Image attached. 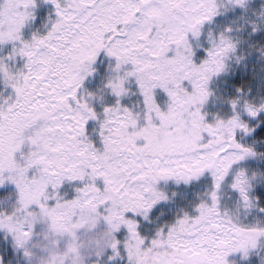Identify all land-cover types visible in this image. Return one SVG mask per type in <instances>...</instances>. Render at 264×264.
I'll use <instances>...</instances> for the list:
<instances>
[{"label":"snow or ice","instance_id":"1","mask_svg":"<svg viewBox=\"0 0 264 264\" xmlns=\"http://www.w3.org/2000/svg\"><path fill=\"white\" fill-rule=\"evenodd\" d=\"M43 2L55 19L44 34L25 39L35 0H0V47L11 46L0 57V85L10 90L0 93V186L16 192L12 211L0 212V231L14 248L32 264L38 224L37 264H235L230 257L247 260L264 246V223L239 219L258 208L254 187L264 183V172L240 166L264 159L240 142L255 131L244 117L264 113V99L253 102L237 88L231 115L208 122L202 108L212 96L209 83L235 57L232 29L209 31L197 62L202 27L221 10L247 11L248 0ZM258 19L252 33L264 26V10ZM100 54L109 59L100 90L114 98L108 106L83 89ZM17 57L23 64L14 70ZM129 95L137 97L131 107L121 103ZM205 173L211 187L192 214L151 238L140 233L137 218L149 221L167 199L157 190L160 181L188 184ZM229 176L234 211L221 207ZM65 185L71 195L62 194Z\"/></svg>","mask_w":264,"mask_h":264},{"label":"rangeland","instance_id":"2","mask_svg":"<svg viewBox=\"0 0 264 264\" xmlns=\"http://www.w3.org/2000/svg\"><path fill=\"white\" fill-rule=\"evenodd\" d=\"M264 0H248V10L242 11L241 9H231L228 11H221V14L213 18L211 23H206L202 27V35L200 37L201 48L197 49L198 59L203 58V49L208 47L207 34L209 31L216 35L222 32L225 28H231L229 33L235 41H237V48L235 57L230 59L228 63L227 71L220 74L217 77H213L209 83V88L212 92V96L208 102L203 106L202 112L207 113L206 120L212 121L213 116L227 117L231 115L230 106L228 101L237 96L236 89H241L247 99L253 102H259L264 99V59L259 57V54L253 50L264 49V30L258 28L255 32L258 39L252 40L245 35H252L250 24L244 23V14L251 16L259 12ZM36 7L33 10L35 19L30 21L22 30L25 39L30 38L33 32H39L44 34L47 28L50 27V21L55 19L54 10L50 4H46L43 0H35ZM250 15H249V14ZM259 40V41H258ZM11 46L5 45L0 47V57L8 55ZM253 51V52H252ZM236 57L239 58L237 61ZM250 59L253 70L248 72L243 67V63H247ZM245 60V61H244ZM234 62H239L240 76L247 78L246 84L241 87L235 86L231 81L235 79V73L237 69ZM11 65L12 62H9ZM23 61L17 57L14 65L16 68H21ZM109 59L103 54L97 57L93 67L95 72L86 78L83 83V89L87 92L97 93L102 97V104L105 106L111 105L114 102V98L111 97L107 91H100L103 89V84L108 72ZM134 90V85L132 86ZM10 90L5 89L0 85V93H3L4 97H7ZM157 102L161 103L166 100V97L157 90ZM137 100V97L129 95L122 99L121 103L125 106L131 107ZM101 102L93 101V107L98 111H102ZM244 119L248 120L249 126L259 129L261 127L260 119H264V113H261L255 120H251L246 116ZM88 130L90 138L96 140L95 133H92L94 122H89ZM244 138V137H243ZM241 143L252 146L254 149H261V143L256 138H245ZM257 160H247L241 163V167L247 168L249 171L263 172L262 169H258ZM231 182V177H227L223 187V197L221 200L222 210L234 211L236 195L233 193L228 184ZM263 183H258L254 187V195L258 198L261 196ZM262 185V186H260ZM211 177L208 173L203 174L196 180L190 181L188 184L183 182L176 183L173 180L160 181L157 184V190L161 191L167 197L166 200L158 202L149 214V221H143L139 218V231L142 235L151 238L157 228L174 222L181 214H192L194 205L198 204L205 198V194L210 190ZM68 192L71 195V188L65 185L63 192ZM259 195V196H258ZM259 200V198H258ZM16 201V192L13 185L5 183L0 186V212L10 213L13 205ZM256 209L244 214L240 213L239 219L244 224H250L256 221L264 223L263 219L257 217ZM33 237L30 243L31 251L33 253L32 264H37V259L41 255L40 246L43 244L42 233L43 225H36L33 229ZM230 260L235 261V264H262L264 262V246L252 251L249 254L247 260H241L239 254L230 257ZM0 264H29V261L23 256L22 252L13 246V242L10 236L5 232L0 231Z\"/></svg>","mask_w":264,"mask_h":264},{"label":"flooded vegetation","instance_id":"3","mask_svg":"<svg viewBox=\"0 0 264 264\" xmlns=\"http://www.w3.org/2000/svg\"><path fill=\"white\" fill-rule=\"evenodd\" d=\"M258 13L259 12H257L254 15L251 14V16H247L246 14H244V17H245L244 18V23H245V25L246 24H251L252 22H256V23L259 24ZM261 29L264 30V28H261ZM261 35H262V33L261 34H258V35H256L255 33H253L252 35H249V36L248 35H245V37H248L249 39H252V40H256V39H258L257 36H261ZM261 131L262 130L255 129V131L251 135L245 136L244 138H241L240 139V142L243 141L245 138H251V137L252 138H256L261 143V145H260L261 146L260 147L261 149H255V151H263V153H264V133H261ZM258 133H261V134H258ZM256 162L258 163L257 168L258 169H262L263 172H264V159H262L261 161L257 160ZM262 185H260V186H262V190H263L264 189V183ZM261 194H262L261 196L258 195L259 196L258 197L259 198V200H258V208L264 207V194H263V192H261ZM258 208L256 209L257 210L256 211L257 212L256 216L257 217H260V220H261L262 218H264V213H261L258 210ZM263 221H264V219H263Z\"/></svg>","mask_w":264,"mask_h":264},{"label":"trees","instance_id":"4","mask_svg":"<svg viewBox=\"0 0 264 264\" xmlns=\"http://www.w3.org/2000/svg\"><path fill=\"white\" fill-rule=\"evenodd\" d=\"M262 6H264V3H262ZM221 11H223V10H221ZM260 28H264V26H261ZM253 51H256L259 54V57H261L259 50H253ZM262 58L264 59V57H262ZM234 63H236L235 64L236 68H234V69H237V70H235L236 71L235 79H233V81H231V82H232L233 85L241 87L243 84H246L247 78L243 77L242 74L240 76L239 62H234ZM243 67L246 68L247 70H249L248 72H251V70H253L251 62H250V59H248L247 63H243ZM260 124H261V127L258 130H262L261 133H264V119H260ZM261 133H258V134H261ZM257 152L258 153H263V151H257ZM256 160L261 161L262 159H256ZM262 219H264V218H262Z\"/></svg>","mask_w":264,"mask_h":264},{"label":"clouds","instance_id":"5","mask_svg":"<svg viewBox=\"0 0 264 264\" xmlns=\"http://www.w3.org/2000/svg\"><path fill=\"white\" fill-rule=\"evenodd\" d=\"M225 2H226V0H225ZM262 10H264V6H262V7L260 8L259 13H258V18L260 17Z\"/></svg>","mask_w":264,"mask_h":264}]
</instances>
